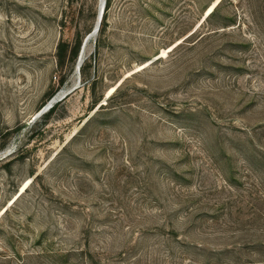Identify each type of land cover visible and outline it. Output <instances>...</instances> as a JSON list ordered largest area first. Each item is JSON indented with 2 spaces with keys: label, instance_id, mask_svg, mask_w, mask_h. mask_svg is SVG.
Masks as SVG:
<instances>
[{
  "label": "rangeland",
  "instance_id": "obj_1",
  "mask_svg": "<svg viewBox=\"0 0 264 264\" xmlns=\"http://www.w3.org/2000/svg\"><path fill=\"white\" fill-rule=\"evenodd\" d=\"M215 1L107 0L78 79L102 0H0V264H264V0Z\"/></svg>",
  "mask_w": 264,
  "mask_h": 264
},
{
  "label": "trees",
  "instance_id": "obj_2",
  "mask_svg": "<svg viewBox=\"0 0 264 264\" xmlns=\"http://www.w3.org/2000/svg\"><path fill=\"white\" fill-rule=\"evenodd\" d=\"M215 1V0H214ZM225 1H230L233 5H234V2H233V0H220V2L216 5V7L211 11V13L207 16V17H203L204 18V20H203V22L201 23V25L200 26H202L203 25V23L204 22H208V23H211V20L212 19H215L216 17H218L219 15H223V19H224V22L222 23V24H225L224 26H222V27H226V26H228V25H235V21L234 20H236V16H235V14H237V13H235V14H231V15H225L224 13H223V11L221 10L222 9V7H223V4H224V2ZM241 1V5H248L249 7H250V9H251V7L252 6H257V4H258V6H259V8H261L262 7V0H240ZM211 5V4H210ZM209 5V6H210ZM208 6V7H209ZM207 10V9H206ZM205 12H207V11H205ZM252 14H253V11H252ZM105 19V11H104V15H103V19H102V21ZM233 22V23H229V22ZM219 26L218 27H214V28H211V29H207V32H201V35L200 36H202V37H204L205 35H207V34H212V33H216V32H218L219 31ZM198 32V29H196L193 33H191V35H193V34H196ZM209 32V33H208ZM190 35V36H191ZM75 54H76V56L77 57H79V54H80V52H79V47L76 49V52H75ZM118 89V88H117ZM116 89V90H117ZM61 102V101H60ZM60 102H57V103H55L48 111H46L44 114H43V123L45 124V123H48L49 122V120L51 119V117L55 114V112L57 111V108H58V106H59V104H60ZM95 102L97 103V100H95ZM101 107H103V104H101L100 106H99V108H101ZM20 129V128H19ZM18 130V129H17ZM66 146V145H65ZM90 253V252H89ZM91 254V253H90ZM59 255H63V253H61V254H59ZM176 258H178L179 260L180 259H182L183 261H181V263H180V261H172V264H182V262L184 263V258H183V256H179V257H176ZM177 259V260H178ZM215 259L213 258V257H211V256H208L207 257V259L205 260V261H197V260H192V259H190V261H192L193 263H189V264H246V263H244V262H239V261H230V262H227V261H214Z\"/></svg>",
  "mask_w": 264,
  "mask_h": 264
},
{
  "label": "water",
  "instance_id": "obj_3",
  "mask_svg": "<svg viewBox=\"0 0 264 264\" xmlns=\"http://www.w3.org/2000/svg\"><path fill=\"white\" fill-rule=\"evenodd\" d=\"M106 1L107 0H102V5H101V8H100V11H99V15H98V27H97V29L95 30H93V32H95V34H97V32H98V29H99V27H100V24H101V19L103 18V15H104V9H105V4H106ZM220 1H218L217 2V4L219 3ZM207 13H205V15H206ZM93 32H91L88 36H87V38L85 39V41H84V44H83V46H82V49H81V52H80V54H79V57H78V63H77V66H76V73H77V77H78V79H80V66H81V64H82V61H84V57H83V54H84V52H85V46H86V44L88 43V41H89V39L92 37V33ZM79 61H80V64H79ZM68 94V91H66V90H63V91H61L59 94H58V96H56V97H53L52 99H51V101L50 102H48V104L40 111V112H38V114L36 115V117H38V116H40L41 114H43V113H45L46 111H48L59 99H61V98H63V97H65L66 95ZM35 117V118H36Z\"/></svg>",
  "mask_w": 264,
  "mask_h": 264
},
{
  "label": "bare ground",
  "instance_id": "obj_4",
  "mask_svg": "<svg viewBox=\"0 0 264 264\" xmlns=\"http://www.w3.org/2000/svg\"><path fill=\"white\" fill-rule=\"evenodd\" d=\"M218 1H220V0H216L215 1V3H213L206 11V15H204V18L205 17H207L210 13H211V11L216 7V5H217V2ZM203 18V19H204ZM103 19V18H102ZM102 19H101V24H102ZM98 22V21H97ZM203 22V21H202ZM101 24H100V27H101ZM97 27H98V23L96 24V27L94 28L95 30L97 29ZM100 27H99V29H100ZM93 29V30H94ZM99 29H98V32H99ZM93 30H92V32H93ZM98 32H97V34H98ZM97 34H95V32H93L92 33V37L90 38V39H93V38H95V36H97ZM167 52V49H164V51L162 52L163 54H165ZM86 53H87V44H86V46H85V52H84V54H83V57H84V61H85V59H86ZM84 61H82V64H81V66H80V74H81V68H82V66H83V63H84ZM77 63H78V61H77ZM77 63H76V66H77ZM79 64H80V61H79ZM76 75H77V73H76ZM121 82H119L116 86H115V88L113 89V91L117 88V86L120 84ZM75 85V84H74ZM73 85V86H74ZM113 91L109 94H107L108 96L109 95H111L112 93H113ZM59 94V93H58ZM58 96V95H57ZM106 98V97H105ZM105 102V101H104ZM31 181H29L28 183H30ZM27 183V182H26ZM25 183V184H26ZM28 183H27V185H28Z\"/></svg>",
  "mask_w": 264,
  "mask_h": 264
}]
</instances>
